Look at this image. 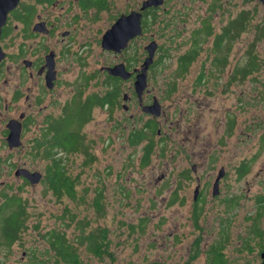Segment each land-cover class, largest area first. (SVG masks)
Instances as JSON below:
<instances>
[{"label":"rangeland","instance_id":"rangeland-1","mask_svg":"<svg viewBox=\"0 0 264 264\" xmlns=\"http://www.w3.org/2000/svg\"><path fill=\"white\" fill-rule=\"evenodd\" d=\"M141 2L108 0L106 10L82 14L86 27L77 31L83 32L82 43L93 35L97 14L105 17L103 26L110 27V16ZM164 6L173 9L168 14L160 9L158 16L166 17L171 28H163L157 20L150 22L136 48L137 57H130L134 54L131 47L114 56L93 42L85 57H75V53L63 56L61 80L54 92H44L35 78L31 81L23 76L21 57L4 61L0 74V201L2 192H19L27 200L28 227L10 249L0 246V264H68L56 263V252L49 247L46 235L53 228L66 231L80 264H213L208 252L216 243L226 247L225 264L262 262L264 200L260 203L259 199L264 197V4L260 0H165ZM60 7L58 4L55 12L60 13ZM50 9L39 6L38 12L45 17ZM242 11L248 19L239 29L233 20ZM58 17L60 23L69 20L65 14ZM208 23L212 34L207 33ZM227 28L233 30V36L226 35ZM195 33L202 38V49L183 72L179 59L194 48ZM217 34L226 35L219 50ZM13 35L16 45L13 40L3 45L16 53L20 37L17 32ZM151 38L158 44L155 60L160 56L162 60L159 64L154 60L149 67L142 101L134 94V77L123 79L113 114L121 126H113L110 107L97 106L80 129L84 147L74 153L54 148V156L78 179L73 198H56L44 182L52 163L41 156L50 135L43 138L40 150L34 148L39 131L47 125L45 115L51 113L58 119L70 110L59 109L52 101L72 103L71 109H77V103L85 100L79 91L88 71H96L95 77H89L91 91L102 92L107 72L99 68L120 62L140 68L146 59L141 57L147 52L144 44ZM254 60L255 70L243 79L239 71L243 67L249 70ZM17 90L22 91L20 98L15 97ZM42 91L44 101L35 103ZM28 94L29 100L25 98ZM155 97L162 112H144L141 105L151 104ZM21 111L33 121L21 134L22 144L10 148L6 123L12 117L20 119ZM232 118L236 120L233 128ZM150 120L157 127L153 137L150 127L145 128ZM138 129H144L147 138L133 145L128 135ZM152 139L150 159L143 165L144 148ZM87 153L92 154L91 161L84 164ZM242 163L248 164L249 170L240 178L237 171ZM19 167L40 172L41 180L32 183L15 175ZM184 170L190 178H185ZM217 181L219 193L215 195ZM100 189L101 212L95 203ZM232 200H236L234 206ZM259 213L262 217L257 224ZM78 225H84L83 229ZM258 230L262 235L256 234ZM95 231L105 235L102 254L88 250L86 239Z\"/></svg>","mask_w":264,"mask_h":264},{"label":"flooded vegetation","instance_id":"flooded-vegetation-1","mask_svg":"<svg viewBox=\"0 0 264 264\" xmlns=\"http://www.w3.org/2000/svg\"><path fill=\"white\" fill-rule=\"evenodd\" d=\"M145 1L146 0H142L141 4L135 3L137 5L136 8H132L127 12L125 11L124 13L119 12V13H116L110 16L109 17L111 18L110 27H104L103 24L105 23V20H106L105 17L101 16L100 14H97V18L95 21H97L96 24L98 25L94 28L93 35L89 36L90 39L89 37H87L86 41L82 43V39H83L82 33L83 32L79 31L77 33L79 28L81 29L82 27L84 28L86 27L85 24L83 23L84 21L82 20L84 16L82 14L89 13L90 10H95L98 13L102 12L103 10H106L107 8H109L108 0H19L17 6L8 13L6 23L2 27V31L0 35V46L2 48V51L4 52V56H3L4 59L0 63V74L3 69V63L8 57H13V56L21 57L22 59L21 70H22L23 76L28 77V79L31 81H33L35 78L37 80L39 89L41 88L44 92L49 93V92L55 91L54 89L58 86V83L61 80L62 71L59 65L61 64V60L63 56H65L66 54L72 55L75 53V57H85L87 50L89 49L90 46H92L91 44L93 42H95L96 47L98 49H101L102 52L113 53L114 56L122 55V53L126 52L128 48L131 47L132 48L131 51L134 50V54H132L130 57H137L136 48L138 44H140V40L141 38H143L150 22L155 21V19L153 18V13L156 12L157 14L156 20L160 23V21L165 20L166 17L160 18L158 16L159 10L162 9V11H164L163 12L164 14L166 13L168 14L173 9V6H164L165 0H164L163 5L161 4L158 6H150V7L143 9L142 6ZM58 4L59 5L61 4L60 9H62V11L60 13L55 12V9L57 8ZM114 5H116V2H114ZM39 6H44L46 9L51 7L50 11L46 14L45 17L43 13L38 12ZM76 9H77L76 13L73 14V11ZM134 11L142 13V16H141L142 33L132 37L128 41L126 48L122 49L121 51H115L113 49L104 48L103 40L108 30H110L113 27V25L121 17L128 16ZM58 14L67 15V17H69V20L64 23H60L61 19L58 17ZM12 19L16 20V23L13 24ZM67 26L70 28H65ZM168 28H171V27L169 26ZM13 32H17V35H19L20 37L19 42H17L16 53H13V52L11 53V51H8L5 49L6 45H8V42L14 39L15 35H13ZM152 39L153 38H151V40L148 43L144 44V49H146L147 52L144 53L141 57H144V58L148 57L149 52L147 50V47L150 45V43L154 41ZM3 42H5L6 44L5 47L3 45ZM13 43L15 44L14 40H13ZM81 63L84 64L85 61L83 60V62ZM121 63H124L126 66V69L133 73V76L131 75L129 78L134 77V94L136 97L139 98L137 90H136V86H135V82L137 80V76L139 73V71L136 70L138 67L131 66L130 68L128 67L127 63L120 62L119 64ZM117 64L118 63L113 64V65H102L99 68V70L107 72L106 77L108 75L113 76V77H119V76H114L110 74L106 68V67H113ZM138 69H141V67ZM149 70H148V73H149ZM88 72L86 73V76L84 77V81L82 82L79 94H81V97L82 98L84 97L85 99L88 98L87 96H90V95L91 96L96 95L97 99H101L102 97H104L106 90H111L112 87H109L108 89L105 88L107 87V85H106V78H104L103 83H105L104 84L105 87L103 88V91L102 92L91 91L89 77L90 76L95 77L96 71H88ZM203 74H205V71H203L202 75ZM120 78L122 79L121 81L123 84L124 78L122 77ZM27 89L29 92H32L30 86H27ZM145 90L147 91V88ZM43 91L42 93H40V96L37 97V99H35V103L36 101L37 103H42L44 101L45 93ZM21 96H22V91L17 90L15 92V97L20 98ZM25 98L29 100L31 96L28 94L25 96ZM123 98L128 99V97H125V95L123 96ZM155 100L159 102V100L155 97L151 104L143 103L141 105L142 109H143V105H152L154 104ZM51 105L57 106L59 109L64 108V110H66L68 108L70 110L66 111V113H64L58 119L52 116L51 113H48L47 115H45L44 120L47 123V125H44V129L41 128L43 129L42 133H40L39 131V134H38V137H39L38 140L41 142L43 138L46 137L47 135H50V136L55 135V131H53V126L57 124V120L65 121L71 114H73V111L71 109L73 105L72 103L68 104L66 102H63L61 104H58L56 103L55 100H53ZM117 105H118V102L117 104H115L114 107H111L110 104H106L105 106H101L100 104H98L95 107L97 106L110 107L109 115L112 118V120H114L113 126L120 127L121 126L120 120L116 121L113 117V114L115 112ZM48 106H49V103L44 105V107L46 108ZM128 108L130 107L126 106V109ZM161 112H162V109H161ZM13 120L21 122L22 133H23V130L24 129L26 130L28 125L32 123L33 121L32 116L27 114L26 111L20 112V119H15L13 117L10 118L8 122L6 123V139L10 133V125ZM119 132H121V130H119ZM186 172L189 174L188 170L187 171L184 170V175L186 174ZM188 177L190 178V174L188 175ZM196 200L197 198H195V201ZM198 215H199L198 213L196 214V216L194 214V218L196 217L197 219ZM260 235H262V232L260 233ZM227 237L229 236H226L225 238ZM225 248L226 247L224 244L216 243V245H214L209 250V252L217 251L219 253H223ZM260 253H261L260 254L261 258H262V262L260 264H262L264 261L262 257V254L264 253V248L260 251ZM209 257L211 258L209 262L213 263L210 253H209ZM189 263L190 261H188V264Z\"/></svg>","mask_w":264,"mask_h":264},{"label":"trees","instance_id":"trees-1","mask_svg":"<svg viewBox=\"0 0 264 264\" xmlns=\"http://www.w3.org/2000/svg\"><path fill=\"white\" fill-rule=\"evenodd\" d=\"M153 18L155 20L157 19L156 12L153 13ZM247 19L248 17L246 15V12L242 11V14H239V16L233 20L234 27L238 26L239 29H242ZM160 23L161 26H163V28H168L170 26V21L167 20L166 18L165 20L160 21ZM238 24L241 25L239 26ZM206 29L208 34L213 33V29L211 28L210 23H208ZM225 33L226 35L229 34L232 36L234 35V32L233 30H231V28H227L225 30ZM226 35H221V34L216 35L217 37L216 50H219V47L222 45L223 39L225 38ZM201 39L202 38H199V33H195L194 48L189 53L182 55L179 59V66L181 68V71L184 72L191 64V62H193V60H195L199 55L202 49L201 43L203 42V41L200 42ZM206 39L207 37H205L204 41ZM161 60L162 57L161 56L158 57L157 60H155V64H159ZM253 62L256 61L254 60ZM256 64L257 62L255 64L249 63V66H251L249 70L243 67L241 71H239L242 74L243 79L248 75V72H252L253 70H255ZM203 76L204 74L202 75L201 79L203 78ZM235 77L236 75L234 76V78ZM121 80L122 79L120 77H113L108 75L106 78V85L108 87H112V89L106 90L104 97H102L101 99H97L96 95L87 96L88 98L85 99L84 103H80V101L77 103L78 105L77 109H74L73 107L72 111H74L73 114L75 116L73 120L71 118L73 114H71L65 121H63V123L60 124L57 123L56 125L53 126V131H55V135L48 137V140L46 141L47 149H44L43 151L44 154H42L41 156H44L45 159L49 161V163H52L51 165L48 166L46 175L44 177V182L46 183L47 188L53 192L56 198L60 200L65 198V196L67 197L69 196L73 198L76 192L78 179L72 178L71 175H69L70 173H68L67 167L65 166V164L62 163V159L54 156L56 152L54 148L60 147L63 151L74 153V152H78L81 147H84L83 138L80 135V128L90 120V115L92 113L93 108L96 105L100 104L101 106H105L106 104H110L111 107H114L115 104H117L118 102L117 98L121 93V89H120L122 86ZM71 123L74 124L73 129L68 128V125L70 126ZM235 124H236V120L232 118L231 127L233 128ZM146 127L147 128L150 127V130H152L153 133L152 134L153 137L157 128L156 124L153 121H149L145 123V128ZM128 136L131 144L137 145L141 140L147 138V132L144 129H138L136 131L131 132V136L130 135ZM263 139H264V135H263ZM41 144L42 142L36 139L34 148L39 149ZM153 146H154L153 139L151 140V142L147 144V146H145L144 150L146 152L142 160L143 165L149 161ZM91 157L92 154L87 153V160L85 161L84 164H86L87 161H91ZM248 170H249L248 164L242 163L237 171L239 177L242 178V176H244V174L247 173ZM185 178H189L187 173ZM102 194H103L102 190L101 189L98 190L95 201L97 210H99L100 212L102 209V205L100 202V198L102 197ZM174 200L172 203L175 202ZM261 200H264V197H261L259 199L260 203L262 202ZM231 202H232L231 205L233 206L236 204V200H232ZM197 213L200 214L199 211ZM260 217H262V213H259V215H257V218H255L257 220V224L259 223ZM27 220H28L27 200L24 199V197L19 192L16 193L13 192L9 193L7 191L2 192L1 201H0V246L10 249L13 243L20 238V233L23 230L27 229L28 227ZM78 224L81 225L79 221ZM38 227L39 225H36V228ZM83 227H81V229H83ZM256 229H260V228L257 227L256 225ZM260 233L261 232H259V230L256 232V234H260ZM46 236L48 237L50 249H53L56 252L55 253L57 258L56 263L66 262L68 264H80V261L78 259V253L77 251H75V246L68 238V235L66 234V231L64 229L53 228ZM79 238L81 239V242H83L84 235L82 234ZM104 238L105 235L103 234V232L101 233V231L91 232L86 239L88 241V250H93L96 251L97 254H102L103 253L102 244L104 242ZM209 253L210 256L212 257V262L214 264H225L226 260L224 258L223 253H219L217 251H212V252L210 251Z\"/></svg>","mask_w":264,"mask_h":264},{"label":"water","instance_id":"water-1","mask_svg":"<svg viewBox=\"0 0 264 264\" xmlns=\"http://www.w3.org/2000/svg\"><path fill=\"white\" fill-rule=\"evenodd\" d=\"M264 4V0H260ZM19 0H0V35L2 31L3 25L6 23L7 15L8 13L14 9ZM164 3V0H146L142 6V8H147L150 6H158ZM141 12H132L128 16L121 17L114 25L113 27L108 30L106 33L104 40H103V46L106 49H113L115 51H121L122 49L126 48L128 41L134 37L135 35H139L142 33V25H141ZM128 31V33H127ZM158 48V44L156 41H153L150 43V45L147 47V50L149 52L148 57H146L144 63L141 66V69H136L139 71L137 80L135 82L136 90L138 93V96L141 100L142 93L144 92L145 88L147 87V79H148V70L151 64H153L155 60V54ZM4 52L2 51V48L0 46V63L4 59ZM110 74L114 76H119L124 79H128L132 72L128 71L126 69V66L124 63L117 64L113 67H106ZM143 110L145 112H149L151 114H160V105L157 100H155L154 104L152 105H143ZM22 134V124L19 121L13 120L10 125V133L7 137L8 144L10 148L20 146L22 144L21 139ZM15 175L20 176L23 175L26 179L31 181L32 183H37L41 180L42 174L38 171H30L26 168L19 167L15 171ZM217 184L219 182L217 181L214 194L219 193V189ZM197 198L199 189L197 188L196 191ZM262 257L264 259V253L262 254ZM264 264V261L263 263Z\"/></svg>","mask_w":264,"mask_h":264}]
</instances>
